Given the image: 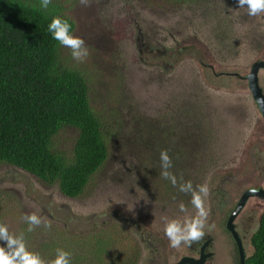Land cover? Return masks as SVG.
Returning a JSON list of instances; mask_svg holds the SVG:
<instances>
[{"label": "rangeland", "instance_id": "obj_1", "mask_svg": "<svg viewBox=\"0 0 264 264\" xmlns=\"http://www.w3.org/2000/svg\"><path fill=\"white\" fill-rule=\"evenodd\" d=\"M56 2L89 48L83 63L68 48L61 55L87 78L109 157L77 199L0 163V223L49 260L62 248L72 264H176L198 255L197 244L172 248L164 233L168 220L195 215L191 193L179 190L191 181L209 187L201 243L212 237L223 248L230 212L246 191L264 188V118L246 77L264 60V14L250 18L238 0ZM259 78L264 89L263 69ZM75 136L63 132L57 145L70 153ZM162 150L173 159L176 186L160 174ZM263 212L264 199L251 197L242 221L255 232ZM32 213L51 228L29 232L22 217ZM221 250L210 263L234 264Z\"/></svg>", "mask_w": 264, "mask_h": 264}, {"label": "trees", "instance_id": "obj_2", "mask_svg": "<svg viewBox=\"0 0 264 264\" xmlns=\"http://www.w3.org/2000/svg\"><path fill=\"white\" fill-rule=\"evenodd\" d=\"M39 5L0 0V163L77 199L109 157L107 125L92 107L85 74L65 62L48 31L54 16L67 19L73 33L75 21L56 0L47 10ZM67 131L76 133L70 153L56 142ZM104 242L98 239L97 256ZM252 244L246 264H264V212Z\"/></svg>", "mask_w": 264, "mask_h": 264}, {"label": "clouds", "instance_id": "obj_3", "mask_svg": "<svg viewBox=\"0 0 264 264\" xmlns=\"http://www.w3.org/2000/svg\"><path fill=\"white\" fill-rule=\"evenodd\" d=\"M80 3L88 6L90 0H80ZM51 4L52 0H40L39 7L47 10ZM238 6L246 8L250 18L264 14V0H238ZM48 31L60 46L71 50V56L77 62L83 63L90 55L85 40L73 33L72 25L67 19L59 15L54 16L48 25ZM160 163L161 176L176 186L178 181L176 175L170 171L173 167V159L168 150L161 151ZM179 190L191 193V204L196 209V213L183 220L177 218L166 222L164 233L172 248H180L182 244L188 247L199 244L205 237V228L210 215V210L205 206V200L209 196V187L206 183L194 188L191 181L183 182L179 184ZM179 210L186 212L183 202L180 203ZM22 219L29 225V232L42 224L46 229L51 228V222L45 221L36 213L25 215ZM0 241L6 242L0 244V264H72V254L62 248H58L55 258L50 260L45 259L38 252L31 251L24 234L11 232L9 226L4 223H0Z\"/></svg>", "mask_w": 264, "mask_h": 264}, {"label": "flooded vegetation", "instance_id": "obj_4", "mask_svg": "<svg viewBox=\"0 0 264 264\" xmlns=\"http://www.w3.org/2000/svg\"><path fill=\"white\" fill-rule=\"evenodd\" d=\"M261 61H264V60H260L258 62H261ZM259 80H260V78H259ZM262 117H263V115H262ZM260 188H262V187H260ZM244 194L241 196V198L239 199V201L236 204V206L234 207V209L230 212L228 219L224 223V232L229 236L230 243H225L223 248L220 247L221 249L225 250L224 251L225 253H227V254L233 253L234 254V256H233L234 264H241L242 252L245 254V258H246V262H247L248 258L250 257V256H248V249L249 248L253 249L252 237H253L254 233L257 231L256 230L255 232H252L253 226L246 223L245 221H242V215L241 214L243 213V210L245 209V207H246V205H247V203L251 197L248 199L244 208L236 215V217L233 220H230L235 208L237 207V205L241 201ZM256 198H259V197H256ZM258 227H259V225H258ZM215 244H217L216 238L207 237V240H205L202 243L200 242V244H197L198 246H196L192 249L193 253L198 254L197 257L196 256H186V257H192V258H197V259L204 258L205 259L204 264H209L210 262H212L217 257V254L222 253V250L220 248L218 249V250H220L218 252V250L215 247ZM218 247H219V245H218Z\"/></svg>", "mask_w": 264, "mask_h": 264}, {"label": "water", "instance_id": "obj_5", "mask_svg": "<svg viewBox=\"0 0 264 264\" xmlns=\"http://www.w3.org/2000/svg\"><path fill=\"white\" fill-rule=\"evenodd\" d=\"M261 69H264V61L257 62L253 65L251 73L247 76L248 79V87L251 92V95L256 102L261 114L264 117V90L260 86L259 80V72ZM259 197L264 199V188L259 189H250L245 192L244 196L242 197L241 201L235 208L232 217L230 220H233L236 215L244 208L246 202L250 197ZM204 258L197 259L192 257L184 256L178 263L176 264H204ZM246 263L245 254L242 252L241 254V264Z\"/></svg>", "mask_w": 264, "mask_h": 264}]
</instances>
